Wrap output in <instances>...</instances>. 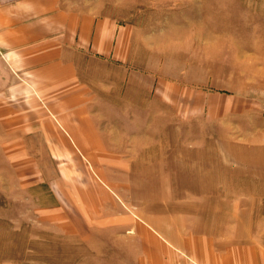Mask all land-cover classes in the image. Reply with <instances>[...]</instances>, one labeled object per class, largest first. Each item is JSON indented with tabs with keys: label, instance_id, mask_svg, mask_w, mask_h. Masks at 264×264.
Segmentation results:
<instances>
[{
	"label": "rangeland",
	"instance_id": "rangeland-1",
	"mask_svg": "<svg viewBox=\"0 0 264 264\" xmlns=\"http://www.w3.org/2000/svg\"><path fill=\"white\" fill-rule=\"evenodd\" d=\"M115 4L123 10L118 19L130 26L125 36L136 62L132 71L157 80L153 92L181 93L149 100L138 112L92 97L98 111L89 115L101 137L138 138L131 145L136 153L126 164L120 160L125 167L119 169L107 150L94 153L95 161L82 158L72 143L76 130L66 127L77 121L76 113H56L43 92H12L13 72L0 64V264H150L158 248L123 235L137 225L154 234L149 217L163 222L161 214L141 216L140 209L178 198L189 204L184 211L190 217V200L217 195L226 182L223 175L208 176L218 168L217 156L190 144V138L219 135V122L223 135L235 134L225 128L234 113L219 121L220 110L209 111L208 101L212 108H234V97H241L264 109V0ZM188 148L200 151L190 154ZM262 150L243 146V174L264 172ZM130 166L131 175L124 170ZM242 184L244 197H264V177L257 182L243 176ZM180 254L190 264V256Z\"/></svg>",
	"mask_w": 264,
	"mask_h": 264
},
{
	"label": "crops",
	"instance_id": "crops-1",
	"mask_svg": "<svg viewBox=\"0 0 264 264\" xmlns=\"http://www.w3.org/2000/svg\"><path fill=\"white\" fill-rule=\"evenodd\" d=\"M116 2L0 0V64L13 72L12 92H43V101L51 103L56 113H76L77 121L66 127L76 130L72 143L80 147L82 158L95 161L94 153L107 150V158L113 156V168L120 169L125 166L119 161L126 164L136 153L131 145H137L138 138L101 137L97 122L89 115L98 111L94 104L99 101L92 97L105 96L109 106H123V112H138L145 110L149 100L152 103L153 99L163 100L168 95L177 98L181 92H153L151 84L159 85L157 80L148 81L140 71H132L130 64L136 62L130 58V41L125 36L131 30L128 22L118 19L124 15L122 8L116 9L120 7ZM138 65L144 67L146 61L140 58ZM246 101L234 97V108H212L208 101L209 111L220 110L219 121L230 120L234 113V123L228 120L225 126L235 133L233 136L223 135L224 126L219 122V135L214 132L198 140L190 138V144H202L206 146L205 154L217 156L218 168L209 170L208 176L226 177V182L221 181L216 190L218 194L206 195L201 201L190 200V217L184 211L189 204L178 198L141 208V216L145 212L162 215L163 222L149 217L155 235L140 225L136 231H127L128 236L123 234L129 242H143L149 250L148 246L158 248L154 249L158 254L150 264H189L180 254L184 252L190 256V264H264V197H244L242 184L243 176L257 182L264 177L259 169L248 170L247 174L242 171L243 146L264 151V109H257V100ZM99 145L106 146L101 149ZM140 150L143 149L139 147ZM149 150L152 148L144 151ZM187 151L191 154L200 150ZM228 164L233 167L228 168ZM124 170L131 175V166Z\"/></svg>",
	"mask_w": 264,
	"mask_h": 264
}]
</instances>
